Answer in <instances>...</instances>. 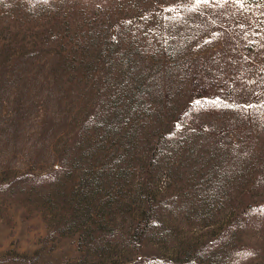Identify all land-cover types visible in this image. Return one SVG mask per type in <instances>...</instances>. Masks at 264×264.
<instances>
[{"label": "rangeland", "instance_id": "1", "mask_svg": "<svg viewBox=\"0 0 264 264\" xmlns=\"http://www.w3.org/2000/svg\"><path fill=\"white\" fill-rule=\"evenodd\" d=\"M86 257L264 264V0H0V264Z\"/></svg>", "mask_w": 264, "mask_h": 264}, {"label": "snow or ice", "instance_id": "2", "mask_svg": "<svg viewBox=\"0 0 264 264\" xmlns=\"http://www.w3.org/2000/svg\"><path fill=\"white\" fill-rule=\"evenodd\" d=\"M193 2L196 4V5H199L201 3H209L210 0H193ZM237 2H240V0H237ZM169 11H171L172 9H168ZM201 102L200 101H194V106L195 105H200ZM213 104L216 106V107H220V106H224V107H242L240 105H235V104H232V105H229V104H224V105H221L220 103V100L219 98H216V100L213 101ZM243 107H252V105H246V106H243Z\"/></svg>", "mask_w": 264, "mask_h": 264}, {"label": "trees", "instance_id": "3", "mask_svg": "<svg viewBox=\"0 0 264 264\" xmlns=\"http://www.w3.org/2000/svg\"><path fill=\"white\" fill-rule=\"evenodd\" d=\"M88 203V209H90V207H91V202H87ZM84 211H85V209H84ZM116 216L117 215H115V214H105L104 216H103V219L104 220H111V221H114L115 220V218H116ZM109 218V219H108ZM86 263L87 264H94L95 263V261H94V259L93 260H90V258L89 257H86ZM85 263V264H86Z\"/></svg>", "mask_w": 264, "mask_h": 264}]
</instances>
